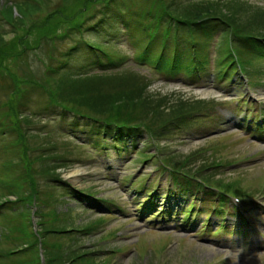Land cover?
Here are the masks:
<instances>
[{
	"label": "trees",
	"instance_id": "16d2710c",
	"mask_svg": "<svg viewBox=\"0 0 264 264\" xmlns=\"http://www.w3.org/2000/svg\"><path fill=\"white\" fill-rule=\"evenodd\" d=\"M119 1L75 0L70 11L62 1L57 4L59 7L36 27V24L27 27V23L23 22L25 20L19 16L13 21L23 22L21 27L16 26L24 30L23 33H18L9 40L0 33V79L9 80V83L6 82L7 92L11 96L4 106L7 120L0 122V128L7 127L9 133L15 136L11 147L18 151V156L6 160L0 170V175L6 173L12 183L2 178L0 188L11 190L14 187L10 195H18L16 198H20V201H23L21 203L32 204L35 199L39 200L38 214L41 215L43 227L39 238L30 229V216L26 217L25 228L11 225L5 238L4 235L0 236V244L8 239L13 247L3 249L0 245V259L15 258L12 264H28V261L29 264H41L38 250L40 240L48 264H107L105 261L109 263L112 259V253L106 252L104 247L94 245V249L88 250L82 248L81 244H69L73 243L75 238L71 233L72 229L66 228L68 217H60L58 213L56 215L51 211L45 212L47 206L57 205L61 200L59 192L64 198L65 195L81 198L83 193L55 180L61 173L58 170L72 163L76 156L72 151H60V148L66 146L65 142L58 143L50 137L51 133L43 134L37 130V118H50V112H54L51 111L52 108L59 107L61 116L68 117L73 114L76 117L75 124L85 121L83 126L90 128L89 137L96 146L103 147L106 140L115 136L120 140L117 142L119 144L125 142V145H134V135H142V132L148 134L149 141L153 138L164 139L173 133L174 128H181L189 117L195 113L200 114L207 106V102L202 99H176L171 95L160 93L156 96L146 93V80L138 77L140 74L130 77L128 72L132 70L123 66V55L106 47V44L95 45L100 51H91L87 45L82 46V50L92 56V63L100 62L105 68L103 71L91 70L84 74L82 71L72 73L67 72V69L61 70L60 65L67 63L66 60L56 66L47 64L44 70L34 69L29 56L38 50L33 48H39L43 41L60 42L73 33L80 36L91 29L93 20L98 19V16L102 18L101 22L110 19L115 24L118 23L122 26L121 31H140L138 40L139 44L144 45L142 54L146 58L155 57L160 68L170 65L172 70L180 69L177 65L184 62L189 65L188 68H199L200 65L193 62L198 56L186 52V48L200 52L201 38L213 37L218 27L230 30L232 35L241 41L235 51L229 46L228 53L232 57L233 52H238L243 63H248V59L246 60V56L240 51L248 48V53H252L253 48L258 49L264 37L257 20L251 15L245 20L232 9L215 8L221 3L228 5V1L232 0H150L155 2L158 11L152 8L139 9L129 4L131 12H134L131 15ZM14 2L19 4L21 15L26 17L28 11L24 6L30 3L26 0ZM73 7L77 11L73 12ZM244 11L246 10L243 9L240 13ZM184 26L190 27L191 31V37L186 40L180 37ZM33 28L37 29V41L30 39ZM82 43L80 37L78 42L70 44L63 56L69 60L73 51H77ZM96 72L103 75L98 76L94 74ZM35 90L43 91L47 95V103L40 110L28 114L16 99ZM97 136L101 137L96 140ZM13 172H16V178L13 177ZM26 192L28 195L24 197ZM7 196V193L1 194V203L13 207L21 204L12 200L4 201ZM88 228L90 227L81 231H91ZM25 252L34 255L26 261L21 259Z\"/></svg>",
	"mask_w": 264,
	"mask_h": 264
},
{
	"label": "rangeland",
	"instance_id": "374dc122",
	"mask_svg": "<svg viewBox=\"0 0 264 264\" xmlns=\"http://www.w3.org/2000/svg\"><path fill=\"white\" fill-rule=\"evenodd\" d=\"M33 1L26 0L30 4L24 6L28 11L25 17L21 15L19 4L15 3L14 0H0V33L4 35L5 39L9 40L18 35V33H23L24 30L16 27H21L23 22L27 23V27L34 24H36V27L40 21L45 18L47 19L51 15L59 7L57 4H60L62 1V4L66 5L69 9L68 11H70L72 8L71 5L75 0ZM119 4L125 6L131 14L134 12H131L129 4L139 9L152 8V10H159L155 2L150 0H120ZM215 8L232 9L233 12L242 16L241 18L245 20L251 15L257 20L261 33L264 35V0H232L231 2L228 1V5L221 3L215 6ZM243 9L246 11L240 13ZM75 11L77 9L73 7V12ZM86 13H88V10ZM16 17L24 19L25 21L14 22L13 20ZM118 21L120 22V20ZM113 23L108 31H104L101 34L88 33V35L84 36L91 37V39L94 38L99 43L106 44V47L116 50V53L119 55L126 56L138 53L139 45L136 42V37L139 33L122 32V26L118 23ZM34 28L32 34H30V39L37 41V29ZM187 33L185 31L182 34L187 36ZM219 34L216 31V36L209 42L211 59L205 77L200 81H195L193 84H188L191 80L186 77L184 72L177 73L176 75H167V73L165 74L153 69L150 70L147 66L139 65L132 58L126 61V66L132 70H129V72L126 70L130 74V77H132L131 75L138 76L140 74L138 77L146 80V93H151L156 96L161 93L162 95H171L176 99H213L219 103L221 112L224 114L223 119H221V112L213 110V116L206 119L198 118L197 121H188L181 132L176 130L175 134L169 137L168 140L157 142L156 145L150 146L149 148L142 142L139 144V147L145 146L149 155L152 152H156V158L159 159L158 163L165 156H170V158L175 157L179 162H183L187 156H193L192 154L196 152L191 159L185 161L192 170L200 168L201 164L205 161L208 164H212L214 162L245 157V163H240L238 165L240 167L234 166V168L230 169L223 167L217 171L208 170V175L214 179L234 183L237 186V190L241 191L242 194H257L264 187V142L250 136V133L247 131H241L242 125L239 124L235 115L229 111L236 105L233 98L240 95L241 91L245 89L244 86H235V83L232 84L231 80L227 78L225 80H222V77L216 80L214 79L216 78L215 74L218 72L216 67L217 55L219 49L225 46V40H227L226 34H223L219 39L222 41L220 43V41L216 40ZM79 40L78 33H73L69 37L60 40V42L50 41L51 43H47L42 40L43 42L39 48H33L37 49L38 52L32 53L29 56L33 68L36 70H44L47 64L56 66L58 63L67 60L63 56L64 51L68 49L70 44H74ZM75 51H73V55L69 58L71 59L69 66L64 67L63 70L69 67V70H66L67 72H79L81 71L82 64H89L92 57L89 53L86 52L84 54ZM255 61H257V64L252 70L264 72V59L252 58V62L254 63ZM94 74H98V76L103 75L100 72ZM92 75L89 74V76ZM252 78L251 88L254 93L252 91L249 93L258 100L262 99L264 103V73L262 75H254ZM8 81L0 79V122H6L7 120L4 114V106L5 102H9L11 97L9 92H7ZM238 84L240 83L238 82ZM240 97L242 99L245 96L241 95ZM47 99L48 97L43 91L35 90L18 97L16 101L20 102L28 114H33L34 111H38L46 105ZM242 109L241 117L245 116L244 112L247 108L243 105ZM51 111H54L50 113L54 117L56 116V118L49 120L44 117L40 118V116L36 120L37 130L43 134L47 132L51 133L50 137L58 143L65 142L66 146L60 148V151L62 153L72 151V154L78 156L81 160V162L66 164L65 167H62L58 171L61 172V175L65 179L74 183V185L88 189L100 197L108 199V201L103 203V209L98 212L94 208H88L74 200L64 198L61 192H59L58 196H60L61 200L58 204L45 208V212L51 211L56 213V215L58 213L60 217H68L66 228L75 231L71 232L75 240L69 244L73 246L81 244L83 246L82 248L88 250L94 249V245L104 247L106 252H109L111 249L110 253L114 254L112 256L114 259L110 264H207L213 261L221 262L222 264H264V250H259V252L257 251L253 255L242 257L237 252L234 253L231 249L227 248L226 245L217 243L213 239L189 235L190 233L198 232L197 230L200 226L191 232L177 231V237L171 229L166 228V231H160L151 227L148 228L146 224L152 225L153 223H146L145 220L150 219V217H147L148 214L142 219L141 211L135 209V203L133 202L134 195H130L135 189L130 186L131 183H128L131 177V179L133 177H139V168L147 165L143 160L148 155H144L141 152H127V154L123 155V159L119 160L118 154L112 151L111 160L114 162L118 160L119 164L117 161V168L112 167L111 169L108 165L109 163L105 162L104 153L101 152V149L95 150L93 145L89 143L91 141L89 137L91 131L85 128L86 126H83L85 121H82L81 125H78V123L74 124L76 117L73 114H69L68 117L61 116L59 107L52 108ZM216 124L219 128L212 131ZM62 126L68 128L66 129L68 134H58L57 131ZM75 129L78 132L77 136H81L80 138H75L72 134L69 135L70 132L75 134ZM14 137L6 132L1 133L0 129V170L6 160L18 156V151H14L11 147V142L14 141ZM156 158L153 159L154 162H157ZM147 167L148 172H150L152 168L148 165ZM7 176L6 173L2 174V176L0 175V182L2 178L10 182L11 180ZM15 176L16 172L13 177L16 178ZM131 182L135 181L133 180ZM18 188L21 189V187ZM13 189L15 188L13 187ZM11 190L0 188V196L3 193L8 194L7 198L5 197V200H3H12L16 204L23 202L20 201V198H16L18 195H10ZM27 195L28 193L26 192L24 197ZM109 200L111 203H109ZM114 204H120L126 211H120ZM18 206L19 208L17 210H10L8 204L6 205V203H1L0 201V214L3 213L0 216V234L4 235V238L11 225L16 224L23 228L26 227V217L28 218L29 207L31 205L21 203ZM131 212L135 213V215L131 214ZM253 216H258L259 218V220H255L256 230L264 235V211L262 210L258 214L255 212ZM90 226L93 229L92 231L86 233L79 231ZM215 230L216 227H213L212 234ZM239 235L243 236V233ZM217 236L225 235L219 234ZM253 238L251 237L250 241ZM10 241L5 239L0 245L3 249H9L13 247ZM246 241L247 237L244 238V246L246 245L247 247ZM116 249L117 252L115 251ZM31 255H34V253L25 252L21 259L27 261ZM14 259L11 257L0 259V264H12ZM222 260L225 262H222ZM105 262L108 263L107 261Z\"/></svg>",
	"mask_w": 264,
	"mask_h": 264
}]
</instances>
